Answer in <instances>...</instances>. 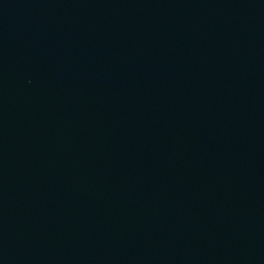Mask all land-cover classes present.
<instances>
[{
    "label": "water",
    "instance_id": "1",
    "mask_svg": "<svg viewBox=\"0 0 264 264\" xmlns=\"http://www.w3.org/2000/svg\"><path fill=\"white\" fill-rule=\"evenodd\" d=\"M0 264H264V0H0Z\"/></svg>",
    "mask_w": 264,
    "mask_h": 264
}]
</instances>
